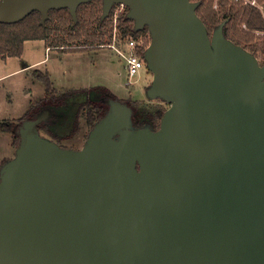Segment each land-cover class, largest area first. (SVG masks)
I'll return each mask as SVG.
<instances>
[{"label":"water","instance_id":"obj_1","mask_svg":"<svg viewBox=\"0 0 264 264\" xmlns=\"http://www.w3.org/2000/svg\"><path fill=\"white\" fill-rule=\"evenodd\" d=\"M92 0H0V22L53 9L77 20ZM127 8L143 53L146 98L169 104L159 128L108 111L79 149L18 130L0 168V264H264V62L208 34L191 0H101Z\"/></svg>","mask_w":264,"mask_h":264},{"label":"trees","instance_id":"obj_2","mask_svg":"<svg viewBox=\"0 0 264 264\" xmlns=\"http://www.w3.org/2000/svg\"><path fill=\"white\" fill-rule=\"evenodd\" d=\"M191 1L197 3L196 14L206 26L209 35H211L217 25L226 21L223 29L225 38L241 46L264 62V15L257 8L245 7L233 0H217L216 8L213 7L215 0ZM76 12V21L73 20L67 9H53L48 12L49 18L44 24H40L41 14L37 11L30 13V15L16 23L0 22V57L19 58L23 52V42L26 40H44L46 44L48 43L52 47L67 49L71 52L87 50L89 46L94 45L102 46L106 37L111 38L114 32L113 11L111 10L109 16L103 19L101 0H92L81 4ZM127 12L126 10L123 16L118 18L115 28L120 39L126 37L138 39V37L145 34L143 45L137 49L138 54L142 57L148 46L149 32L146 27L136 32L133 28V21L126 16ZM93 23H96V28L91 32L90 28ZM63 34L66 35V40L70 42L83 37L87 41L81 46L69 45L63 41ZM34 73L36 78L44 84L45 91L44 96L38 100L34 107L33 113H31V110L27 111L17 123L0 122V132H7L11 135L13 138L12 145L15 149L20 143L18 130L24 121L35 120L36 114L41 112H50L51 114L47 120H50V117H61L60 120H57V123L66 122L70 116V107L68 105L74 99V96L79 94L85 95L86 99L74 106V122L72 129L66 134L68 137L58 138L54 136L53 132L47 127L49 126L46 122L47 120H43L42 123L38 124L36 127L37 131L45 130L47 135L52 140H56V142H60L63 139H73L79 131L81 110L88 107L85 113V123L90 131L97 122L104 118L108 111V101L119 102L130 109L131 123L134 128H144V126L150 127L151 130L159 128L162 114L165 111L163 108H157L152 112L145 113L137 108L135 102L116 99L108 90H98L96 88L72 90L57 94L56 89L53 88V84L50 82L48 73L40 71ZM57 109L61 110V114L57 112ZM5 161L7 160L1 162L0 168Z\"/></svg>","mask_w":264,"mask_h":264},{"label":"rangeland","instance_id":"obj_3","mask_svg":"<svg viewBox=\"0 0 264 264\" xmlns=\"http://www.w3.org/2000/svg\"><path fill=\"white\" fill-rule=\"evenodd\" d=\"M115 24L113 23V26ZM96 23L91 26V32L95 30ZM115 33L116 36H115ZM147 35V34H146ZM261 35V34H258ZM138 38L144 41L145 34ZM63 41L69 45L81 46L86 43L83 37L79 40H66V35H62ZM117 30H114L111 38L104 39V45L89 46L87 50L80 51L81 54H71L69 57L62 58L60 56L47 55V59L36 68L23 70L24 63H34L44 58V49L36 46L30 49L28 45L25 49V55L22 59L11 60L8 63L0 61V122H19L20 118L31 110L44 96L45 87L35 76L34 72L40 71L47 73L53 88L58 93L67 90H90L96 88L98 90H108L113 96L122 100H129L137 104L140 111L152 112L154 109L163 108L166 110L169 104L161 99L146 98L145 90L151 83L152 75L150 71L144 68L140 74L133 78L132 86L126 85V69L125 64L117 50L123 53L129 52V47L120 42ZM86 51V52H85ZM57 52V51H56ZM50 57V58H49ZM259 62L263 60L257 59ZM85 95H75L74 99L68 105L70 107V116L66 122L57 123L61 117H50L47 120L49 129L54 136L58 138L68 137L66 135L73 126L74 122V105L85 101ZM88 107L81 110V123L78 133L69 141H61L60 146L69 149H79L85 144L89 129L86 126L85 113ZM60 113L61 110L57 109ZM61 114V113H60ZM38 115V114H36ZM63 116V115H62ZM136 118V117H135ZM36 120V119H35ZM54 120V121H53ZM42 123V122H40ZM39 123V124H40ZM134 123V122H133ZM45 130H41L40 134L47 137ZM49 138V137H47ZM13 138L7 132H0V157L4 160L14 158L15 147L12 144ZM59 143V141H58ZM64 145V146H63ZM12 147V148H11ZM3 160V161H4Z\"/></svg>","mask_w":264,"mask_h":264},{"label":"built area","instance_id":"obj_4","mask_svg":"<svg viewBox=\"0 0 264 264\" xmlns=\"http://www.w3.org/2000/svg\"><path fill=\"white\" fill-rule=\"evenodd\" d=\"M236 2H239L242 6H250L257 8L262 15H264V0H233ZM262 1V2H260ZM217 0H215L213 7L216 8ZM113 11V23L115 24L113 26L114 30H117L116 23L119 17L123 16V14L126 12L127 8L124 5L118 4L114 5L111 9ZM264 17V16H263ZM259 34V33H256ZM116 36V33H115ZM121 43L125 44V46L129 47V52L123 53L117 50L118 54L120 55V58L124 61L125 69H126V85L132 86L133 84V78L138 76L140 72L145 68L146 69V63H144L143 57H141L138 54L137 49L143 45L142 38L133 39L131 37H126L122 40H120ZM103 47V46H101Z\"/></svg>","mask_w":264,"mask_h":264},{"label":"crops","instance_id":"obj_5","mask_svg":"<svg viewBox=\"0 0 264 264\" xmlns=\"http://www.w3.org/2000/svg\"><path fill=\"white\" fill-rule=\"evenodd\" d=\"M28 45H30L29 47H30V49H33V48H35L36 46H38V47H42L43 49H44V58H42L41 60H37L36 62H34V63H24V65H23V67H22V69L23 70H28V69H33V68H36L38 65H40L41 63H43L47 58V55H53L52 57H54V56H60V57H62V58H65V57H69L71 54H76V53H79V54H81L80 53V51H68L67 49H58L57 47H52V46H50V44H46L45 43V41L44 40H36V41H31V40H26V41H24L23 42V47H22V49H23V52H22V55L19 57V58H15V57H0V61L2 60L4 63H8V62H10L11 60H13V59H15V60H19V59H22V57H24V55H25V48L28 46ZM57 51V52H56ZM86 52V51H85ZM50 58V57H49ZM53 60H55V57H54V59ZM46 72L48 73V71L46 70ZM49 75V74H48ZM49 79H50V77H49ZM73 90V89H72ZM72 90H67V91H72ZM74 90H76V89H74ZM79 90V89H78ZM56 92H57V94H62V93H58V91H57V89H56ZM64 92H66V91H64ZM63 92V93H64ZM46 134V133H45ZM47 135V134H46ZM47 137H49V139H51L52 140V138L50 137V136H48L47 135ZM68 139H63V140H61V141H67ZM71 139H69V141H70ZM52 141H54V140H52ZM60 141V142H61ZM55 143H56V141H55ZM61 144V143H60ZM12 145V144H11ZM12 148V147H11ZM4 158H7V157H4ZM4 158H2L1 159V157H0V164H1V162L4 160Z\"/></svg>","mask_w":264,"mask_h":264},{"label":"flooded vegetation","instance_id":"obj_6","mask_svg":"<svg viewBox=\"0 0 264 264\" xmlns=\"http://www.w3.org/2000/svg\"><path fill=\"white\" fill-rule=\"evenodd\" d=\"M259 63H260V65H262V64H263V62H262V63H261V62H259ZM115 98H116V99H118L117 97H115ZM120 100H122V99H120ZM75 105H78V104H77V102H76V104H75ZM75 105H74V106H75ZM58 120H60V118H59ZM55 141H56V140H54V142H55ZM57 143H58V142H57ZM58 144H60V142H59ZM60 145H62V144H60ZM63 146H64V145H63Z\"/></svg>","mask_w":264,"mask_h":264}]
</instances>
